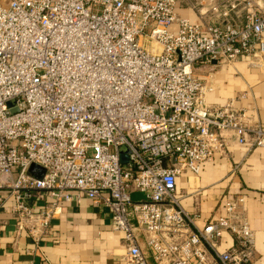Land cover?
I'll return each mask as SVG.
<instances>
[{
    "label": "built area",
    "instance_id": "1",
    "mask_svg": "<svg viewBox=\"0 0 264 264\" xmlns=\"http://www.w3.org/2000/svg\"><path fill=\"white\" fill-rule=\"evenodd\" d=\"M0 0V190L39 246L63 205L104 207L129 264H251L254 237L226 218L195 226L175 196L233 140L264 150V128L210 107L199 66L264 67V0ZM144 42H147V45ZM123 155L128 163L122 165ZM31 165L44 170L41 179ZM134 194L142 196L135 200ZM237 247L221 249L224 234Z\"/></svg>",
    "mask_w": 264,
    "mask_h": 264
},
{
    "label": "crops",
    "instance_id": "2",
    "mask_svg": "<svg viewBox=\"0 0 264 264\" xmlns=\"http://www.w3.org/2000/svg\"><path fill=\"white\" fill-rule=\"evenodd\" d=\"M177 1V15L195 24L199 19L190 4L208 0ZM195 74L211 89L206 95L208 106L231 104L234 110L247 114L252 126L264 128V67L255 68L250 60H241L216 67L202 65ZM5 196L0 190V264H129L123 235L112 231L104 207L84 198L79 204L63 205L37 247L17 231L10 213L13 203ZM175 196L186 212L198 217L195 226L199 229L227 217L225 201L243 200L231 223L248 226L254 237L251 264H264V150L230 140L224 153L204 164L198 175L181 173ZM133 198L141 200L142 196L134 194ZM231 246L237 247L236 239L224 234L221 249ZM141 248L147 264H153L142 242Z\"/></svg>",
    "mask_w": 264,
    "mask_h": 264
},
{
    "label": "water",
    "instance_id": "3",
    "mask_svg": "<svg viewBox=\"0 0 264 264\" xmlns=\"http://www.w3.org/2000/svg\"><path fill=\"white\" fill-rule=\"evenodd\" d=\"M120 162L122 165H126L128 163L127 156L123 155L120 159ZM29 172L32 173L36 179H41L44 174V170L36 165H31L29 168Z\"/></svg>",
    "mask_w": 264,
    "mask_h": 264
},
{
    "label": "rangeland",
    "instance_id": "4",
    "mask_svg": "<svg viewBox=\"0 0 264 264\" xmlns=\"http://www.w3.org/2000/svg\"><path fill=\"white\" fill-rule=\"evenodd\" d=\"M135 199V198H134Z\"/></svg>",
    "mask_w": 264,
    "mask_h": 264
}]
</instances>
